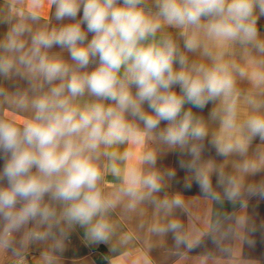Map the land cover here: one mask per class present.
I'll return each instance as SVG.
<instances>
[{
    "label": "clouds",
    "instance_id": "1",
    "mask_svg": "<svg viewBox=\"0 0 264 264\" xmlns=\"http://www.w3.org/2000/svg\"><path fill=\"white\" fill-rule=\"evenodd\" d=\"M50 2L58 21L75 20L82 10L80 20L59 30L35 33L28 52H24L25 44L20 39L26 30L23 24L15 26L0 43L7 53L0 55V75L19 73V64L48 85L47 91L34 88L30 100H17L18 109L30 108L34 113L22 126L0 120V218L8 230L31 220L48 223L56 215L45 203L48 197L64 205L62 215L66 221L87 226L93 241L105 242L112 229L106 213L113 202L98 187L101 172L96 161L102 147L139 143L144 133L159 129L161 121L168 126L159 131V138L168 145L184 147L190 139L206 135L204 127L194 123L192 113L183 111L184 104L203 108L233 93L234 79L225 63L183 70L186 58L175 42L171 38L156 39L161 19L170 26L199 28L201 19L207 17L210 19L204 27L209 37L249 42L257 35L254 10L258 8L264 15V0H156L154 16L145 11L144 0ZM88 33L92 34L90 40ZM54 46L67 49L74 66L49 57L45 50ZM195 46L193 40L185 42L190 51ZM93 62V70L83 71ZM174 64L182 70L177 71ZM177 86L181 95L173 91ZM86 94L95 101L77 104V99ZM145 103L152 114L143 110ZM225 113L223 125L231 128L235 105L227 104ZM127 116L141 121L143 131ZM246 127L251 137L264 139V115L251 116ZM217 146L221 154L246 151L241 143L217 141ZM191 151L198 155L196 146ZM144 159L155 162L152 155ZM242 168L248 171L255 165L245 163ZM196 179L203 191L214 195L206 171H197ZM228 184L224 194L237 197L236 180L229 178ZM128 185L124 192L133 201L144 198L137 186L146 188L149 194L160 190L157 176H140L135 171L129 173ZM181 203L177 198L171 203L165 201L164 206ZM181 227L172 222L167 230L178 232ZM175 239L178 244L187 243L179 234Z\"/></svg>",
    "mask_w": 264,
    "mask_h": 264
},
{
    "label": "crops",
    "instance_id": "2",
    "mask_svg": "<svg viewBox=\"0 0 264 264\" xmlns=\"http://www.w3.org/2000/svg\"><path fill=\"white\" fill-rule=\"evenodd\" d=\"M142 6L153 16L157 12L156 0H144ZM253 15L257 35L249 42L209 37L204 27L210 19L207 17L201 19L199 28L170 26L161 19L156 39L171 38L175 42L186 58L183 70L211 67L217 62L229 66L234 79L230 97H219L203 108L189 103L183 106V111L192 113L194 123L204 127L206 135L190 139L184 147L171 146L159 138V131L168 126L161 121L159 129L144 133L139 143L102 147L96 161L101 172L98 187L113 202L106 213L112 226L108 240L93 241L87 226L66 221L64 205L45 197V203L56 213L48 223L31 220L8 230L0 218V264H10L25 253L30 264H264V139L251 137L246 127L251 116L264 115V15L258 8ZM81 16L82 10L75 20L58 21L50 0H0V43L15 26L23 24L26 30L20 39L25 44L24 52H28L35 33L59 30L78 22ZM81 27L86 31V25ZM87 36L88 40L92 38L91 33ZM187 40L196 42L191 51L185 48ZM45 51L49 57L74 66L67 49L54 46ZM0 55L7 53L0 48ZM95 67L93 62L83 71ZM17 68L19 73L0 75V120L22 126L34 113L30 108L18 109L17 100H30L34 88L47 91L48 85L42 77L28 74L23 65L17 64ZM174 68L182 70L179 64ZM173 91L181 95L178 86ZM93 101L95 98L86 94L76 103L82 106ZM230 103L235 105V122L226 128L223 119ZM143 110L152 114L146 103ZM127 119L143 131L141 121L131 116ZM217 141L244 144L246 151L221 154ZM193 146L198 148V155L191 151ZM147 155H152L155 162H147ZM245 163L255 168L243 171ZM132 171L140 176H157L160 190L149 194L146 188L137 186L144 198L133 201L124 192ZM197 171L208 173L214 195L200 188ZM229 178L237 182L239 195L235 198L224 194ZM177 198L181 205L164 206L165 201L171 203ZM172 222L182 225L178 232L167 230ZM177 234L187 243L178 244Z\"/></svg>",
    "mask_w": 264,
    "mask_h": 264
},
{
    "label": "built area",
    "instance_id": "3",
    "mask_svg": "<svg viewBox=\"0 0 264 264\" xmlns=\"http://www.w3.org/2000/svg\"><path fill=\"white\" fill-rule=\"evenodd\" d=\"M10 264H30V258L27 253L22 254L18 258H16L13 262Z\"/></svg>",
    "mask_w": 264,
    "mask_h": 264
}]
</instances>
